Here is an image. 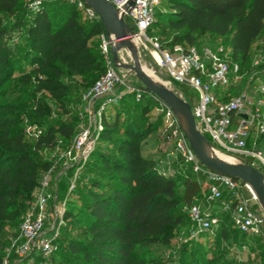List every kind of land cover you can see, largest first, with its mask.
<instances>
[{
  "label": "trees",
  "instance_id": "obj_1",
  "mask_svg": "<svg viewBox=\"0 0 264 264\" xmlns=\"http://www.w3.org/2000/svg\"><path fill=\"white\" fill-rule=\"evenodd\" d=\"M263 25L264 0H160L148 31L156 32L162 49L223 46L238 64L243 87L253 78L260 81L258 72L246 76L243 65L249 61L250 48ZM102 32L99 21L85 20L67 0H39L34 12L26 0H0V264L20 216L50 164L38 152L65 149L78 122L77 106L65 121H48L51 110L37 94L44 92L63 108L68 95L81 89L82 94L91 86L105 70L99 47ZM15 49L19 51L16 59ZM21 61L27 66L20 68ZM12 93L16 97H9ZM128 98L143 112L158 102L148 93L138 100L133 93H126L108 107L103 129L88 157L100 164L88 169L94 177L87 183L95 191H86L79 209L64 208L63 224L76 219V233L68 237L64 226L61 228L50 264L62 252L55 264H156L150 247L168 244L172 228L184 219L189 231L186 207L192 196L200 195V185L188 167L176 163L179 170L187 168L189 175H181L179 170L163 175L152 158L141 154L140 142L150 128L141 125L135 115L120 123L119 108ZM22 117L39 128L30 142L24 137ZM103 142H109L113 152L100 148ZM256 147L264 158V133L257 138ZM67 184L63 182L65 189ZM216 215L214 230L220 240L258 238L262 243L259 235L235 229L226 213ZM248 262L264 264V251L259 259L245 264Z\"/></svg>",
  "mask_w": 264,
  "mask_h": 264
},
{
  "label": "built area",
  "instance_id": "obj_2",
  "mask_svg": "<svg viewBox=\"0 0 264 264\" xmlns=\"http://www.w3.org/2000/svg\"><path fill=\"white\" fill-rule=\"evenodd\" d=\"M26 1L30 11L38 9L39 0ZM67 1L85 20L99 21L84 0ZM107 1L131 29L133 35L129 40L133 43L132 40L137 39V45H142L150 52L156 66L163 70L168 81L195 92L196 100L192 105L183 93L180 92L179 96L189 104L195 126L211 148L235 159H239L237 155L248 157L250 166L264 172V158L256 147L257 138L264 133L263 86L259 84L238 88L241 81L238 64L231 61L229 51L221 45H204L199 49L181 45H174L171 49L160 48L157 40L146 35L154 22V11L160 0ZM129 1L131 5L127 6ZM112 43L106 40L102 32L99 47L105 59V70L80 95L78 122L70 143L53 156L48 168L42 173L36 189L35 205L21 219L16 234L9 239L1 264H22L31 257L34 258L32 264H50V258L58 248L64 211L63 204L54 207L51 220L47 221V185L50 174L57 167L59 171L70 169L67 192L74 187L76 177L103 129L106 110L126 93H133L136 100L148 93L158 101L173 140V161L179 166L188 167L200 185V195L192 196L186 207L190 223L189 237L196 238L202 232L214 230L218 225L216 213L223 212L228 215L235 229L248 235H259L264 244L263 212L248 206L249 198L256 202L251 189L240 180L204 167L197 160L172 110L142 84H128L125 76L113 66L109 53ZM118 58L122 61L119 53ZM231 87H236V91L232 92ZM157 170L165 175L158 166ZM244 192L248 198L243 196Z\"/></svg>",
  "mask_w": 264,
  "mask_h": 264
},
{
  "label": "rangeland",
  "instance_id": "obj_3",
  "mask_svg": "<svg viewBox=\"0 0 264 264\" xmlns=\"http://www.w3.org/2000/svg\"><path fill=\"white\" fill-rule=\"evenodd\" d=\"M146 35L151 37L153 40L158 41V35L156 32L150 30ZM132 41L135 46V52L139 65H142L144 73L151 76L150 78L152 80L156 82L158 81L159 83L168 87L176 95H180V92L183 93L184 98H187L191 105L194 104L196 100L195 92L183 85L173 84L172 82L168 81L163 70L156 66L150 52L142 45L138 46L137 39ZM119 50H121L120 57L122 62L132 63V58L126 48L121 46L118 51ZM18 55L19 51L15 49L14 59H16ZM249 56V61L243 65V71H247L246 76H253L254 72H258L256 75L260 81L253 78L250 85L260 84L264 86V25L260 37L250 48ZM18 65L20 68L26 67L27 63L21 61ZM119 72L125 76V80L128 84H141L131 72L121 68L119 69ZM15 74L16 73L14 72L13 75ZM241 81L237 86L238 88L242 86ZM81 91L82 89L76 94L68 95L66 97L67 99L65 100L67 102L64 103L63 108H59L58 104L44 92L38 93L37 96L42 101H44L51 110V115L48 118V121H65L68 112H74L75 107H78ZM9 97H16V93H12ZM69 101H71V103ZM119 110L122 112V115L119 117L120 123H125L130 116L135 115L136 117H139L141 125L146 127L148 126L150 128L148 135L140 142L141 154L143 156L152 158L165 175L178 172L179 166L176 165V162L173 161L171 156V152L173 150V140L170 137L169 129L167 128V123L159 103L157 102L156 106L153 107L150 105V107L143 112L141 107L134 106L132 99L128 98L127 100L123 101ZM20 123L23 125L25 139L30 142L39 128L28 123V121L23 119V117L20 118ZM116 136H121V129L117 132ZM109 145V142H103L100 148L109 152H113L109 148ZM60 151L61 149L59 148L49 150L42 149L38 152V155L42 159L50 161L53 156L59 154ZM237 156L240 159L245 158L250 161V158L248 157L240 155ZM240 159H237L238 161L236 160L235 164L243 163ZM95 165H100L95 158L92 157L90 160L88 158L86 159L79 174L76 177V188L70 192H67L63 185V182H68L70 177V169L59 171V167H57V169L51 172L47 185V193L49 194V199L46 205V213L48 215L47 221L51 220V214L54 207L63 204V208L71 207L73 209H79L80 201L87 196L86 191H95V189L87 183L89 177H94V175L91 174L89 170ZM179 173L181 175H189L187 168L179 170ZM80 186L82 188L79 189L78 187ZM36 192L37 190L34 192L30 204L27 206L20 218H23L29 212V210L34 207ZM243 196L248 198V195L245 192L243 193ZM248 206L252 209H258V211L261 212L256 202L250 198L248 199ZM181 211L185 212V208L182 207ZM76 223V219L68 220L67 225L64 226L63 224L60 227L59 233L61 228L64 226L63 232L65 235L68 237L74 236L76 233L74 230ZM216 231L212 230L211 232H202L196 238H191L187 233L184 219L182 224L172 228L168 244L153 245L150 247L151 256L155 258L156 264H245L247 261H255L259 259L260 254L264 251V244L261 243L258 238H246L241 242L233 241L230 237H228V239L220 240ZM5 232L7 233V231ZM7 247L8 245L5 247V252ZM62 254L63 252L60 253L58 257L62 256ZM58 257L53 259L54 264L56 261H58ZM33 260L34 258L32 257L28 258L24 260L22 264H32ZM12 261L13 259L11 257L10 262Z\"/></svg>",
  "mask_w": 264,
  "mask_h": 264
},
{
  "label": "water",
  "instance_id": "obj_4",
  "mask_svg": "<svg viewBox=\"0 0 264 264\" xmlns=\"http://www.w3.org/2000/svg\"><path fill=\"white\" fill-rule=\"evenodd\" d=\"M84 3L98 17L104 36L110 45L109 53L115 68L131 72L144 88L155 95L164 105L170 108L178 120L188 145L197 160L206 168L220 174L230 176L246 184L255 197L257 204L264 215V177L263 174L249 164H229L206 152L211 148L205 137L197 130L189 104L181 99L165 85L152 80L140 68L134 44L129 40L133 35L131 29L117 16L115 8L107 0H84ZM131 2L127 3L130 6ZM124 46L129 52L132 63H124L118 58V49Z\"/></svg>",
  "mask_w": 264,
  "mask_h": 264
},
{
  "label": "bare ground",
  "instance_id": "obj_5",
  "mask_svg": "<svg viewBox=\"0 0 264 264\" xmlns=\"http://www.w3.org/2000/svg\"><path fill=\"white\" fill-rule=\"evenodd\" d=\"M134 40V39H133ZM118 53H119V55H120V53H121V50H119L118 51ZM127 54H128V52H127ZM129 56V55H128ZM157 58V57H156ZM140 68H141V70L143 71V69H142V65H140ZM144 72V71H143ZM149 76V75H148ZM149 77H151V76H149ZM206 152L208 153V154H210V155H212V156H215V157H217V158H219V159H221V160H223V161H225V162H227V163H229V164H235V161L237 160V159H233V157L232 158H230V157H227V156H223V155H221L222 153L221 152H219V151H217V150H215V149H212V148H209V147H206ZM221 153V154H220ZM226 155V154H225ZM238 161V160H237ZM240 162V161H239Z\"/></svg>",
  "mask_w": 264,
  "mask_h": 264
}]
</instances>
